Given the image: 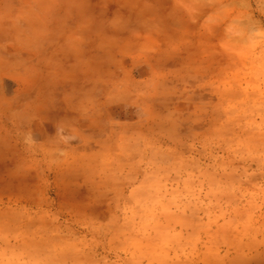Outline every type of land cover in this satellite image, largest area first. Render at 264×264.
Masks as SVG:
<instances>
[{
    "label": "clouds",
    "instance_id": "clouds-1",
    "mask_svg": "<svg viewBox=\"0 0 264 264\" xmlns=\"http://www.w3.org/2000/svg\"><path fill=\"white\" fill-rule=\"evenodd\" d=\"M0 264H264V0H0Z\"/></svg>",
    "mask_w": 264,
    "mask_h": 264
}]
</instances>
